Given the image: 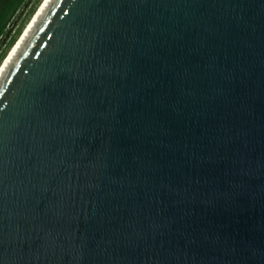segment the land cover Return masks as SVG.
<instances>
[{"label": "water", "instance_id": "obj_1", "mask_svg": "<svg viewBox=\"0 0 264 264\" xmlns=\"http://www.w3.org/2000/svg\"><path fill=\"white\" fill-rule=\"evenodd\" d=\"M0 264H264V0H52L0 79Z\"/></svg>", "mask_w": 264, "mask_h": 264}, {"label": "trees", "instance_id": "obj_2", "mask_svg": "<svg viewBox=\"0 0 264 264\" xmlns=\"http://www.w3.org/2000/svg\"><path fill=\"white\" fill-rule=\"evenodd\" d=\"M33 1L30 0V4L29 0H0V66L20 38L27 19L36 12L42 0ZM23 15L25 17L19 20ZM16 22L20 25L14 28Z\"/></svg>", "mask_w": 264, "mask_h": 264}, {"label": "bare ground", "instance_id": "obj_3", "mask_svg": "<svg viewBox=\"0 0 264 264\" xmlns=\"http://www.w3.org/2000/svg\"><path fill=\"white\" fill-rule=\"evenodd\" d=\"M52 2V0H45L41 8L38 10L37 14L34 16L28 27L25 29L24 33L17 41L16 45L14 46L13 50H11L10 54L4 60V63L0 67V79L3 77L5 72L10 67L11 63L15 59L16 55L18 54L21 47L25 44L29 36L33 33L37 23L39 22L41 16L43 15L44 11L48 7V5Z\"/></svg>", "mask_w": 264, "mask_h": 264}, {"label": "rangeland", "instance_id": "obj_4", "mask_svg": "<svg viewBox=\"0 0 264 264\" xmlns=\"http://www.w3.org/2000/svg\"><path fill=\"white\" fill-rule=\"evenodd\" d=\"M36 1H37V0H34L33 2L36 3ZM44 1H45V0H42V1L39 3L38 7L36 8V12H35L34 14H32V15L27 19V21H26V23H25V25H24V27H23V29H22V34L24 33L25 29L28 27V25L30 24V22L32 21V19L34 18V16L37 14L38 10L41 8V5H43ZM29 3H30V0H29ZM30 4H31V3H30ZM33 5H34V4H33ZM24 17H25V15H23L19 20H22ZM18 22H20V21H18ZM18 22L15 23V27H14V28H16V27L18 26V24L20 25V23H18ZM22 34H21V36H22ZM21 36H20V37H21ZM19 39H20V38H19ZM19 39H18V40H19ZM16 43H17V42H16ZM15 45H16V44H15ZM15 45H14V46H15ZM14 46L12 47L11 50H13ZM11 50L9 51V54H10ZM9 54H8V55H9ZM8 55H7V56H8ZM6 58H7V57H6ZM6 58H5V59H6ZM3 63H4V61H3ZM3 63H2V64H3ZM2 64H1V66H2ZM1 66H0V67H1Z\"/></svg>", "mask_w": 264, "mask_h": 264}]
</instances>
